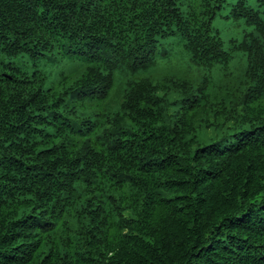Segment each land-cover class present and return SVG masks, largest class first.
<instances>
[{
	"label": "trees",
	"instance_id": "1",
	"mask_svg": "<svg viewBox=\"0 0 264 264\" xmlns=\"http://www.w3.org/2000/svg\"><path fill=\"white\" fill-rule=\"evenodd\" d=\"M223 1L0 0V264H264V0L229 49Z\"/></svg>",
	"mask_w": 264,
	"mask_h": 264
},
{
	"label": "rangeland",
	"instance_id": "2",
	"mask_svg": "<svg viewBox=\"0 0 264 264\" xmlns=\"http://www.w3.org/2000/svg\"><path fill=\"white\" fill-rule=\"evenodd\" d=\"M236 0H224L219 10L216 12L212 24L220 33V37L223 40V45L226 49H229V40L231 38L240 39L244 30L251 29L252 26L245 23L242 17L234 18L227 16L230 12L232 5ZM252 6H257V0H247ZM245 64L244 53L240 51H234L232 53L231 65L235 72H240ZM196 72L200 69L196 68Z\"/></svg>",
	"mask_w": 264,
	"mask_h": 264
}]
</instances>
